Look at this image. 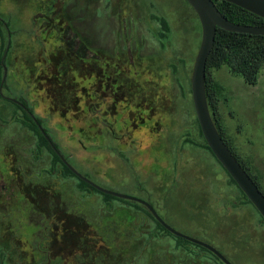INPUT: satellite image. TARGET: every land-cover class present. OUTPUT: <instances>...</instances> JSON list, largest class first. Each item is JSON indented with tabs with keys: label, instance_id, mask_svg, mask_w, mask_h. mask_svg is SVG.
Segmentation results:
<instances>
[{
	"label": "rangeland",
	"instance_id": "obj_1",
	"mask_svg": "<svg viewBox=\"0 0 264 264\" xmlns=\"http://www.w3.org/2000/svg\"><path fill=\"white\" fill-rule=\"evenodd\" d=\"M156 16L170 27L163 38ZM0 17L12 31L4 87L0 79V264H128L135 256V264H153L150 256L163 251L177 264H204L188 259L139 209L62 177L61 164L53 167L52 154L16 118L23 114L13 101L23 97L81 174L147 200L175 229L204 240L191 226L208 224L198 215L196 187L207 178L204 167L218 175L219 163L199 144L190 84L201 24L193 7L186 0H0ZM211 74L224 87L219 110L227 134L264 189V65L256 84L225 65ZM49 184L62 193L54 201L32 190L22 196ZM227 187L217 198L227 222L253 239L236 253L228 248L227 257L264 264L263 218Z\"/></svg>",
	"mask_w": 264,
	"mask_h": 264
},
{
	"label": "trees",
	"instance_id": "obj_2",
	"mask_svg": "<svg viewBox=\"0 0 264 264\" xmlns=\"http://www.w3.org/2000/svg\"><path fill=\"white\" fill-rule=\"evenodd\" d=\"M215 2L218 8L220 9V11L226 17H228L230 20L234 22L241 23V24H253V25L264 26L263 17L245 8H242L234 3L224 1V0H215ZM156 18H158V21L162 27V30H160V36L165 37L170 30L168 21L165 17H162V16H156ZM4 27L6 29V35H5ZM11 35H12V31L10 29L9 21L3 17H0V38L2 40V48H3V51L0 54V67L2 68L6 67L5 57L8 54V51L11 45V42H10ZM163 44L164 43H162V45ZM83 49L87 50L88 47L85 46L83 47ZM224 65L227 66L228 69L232 73L242 76V78L244 79L246 83L256 84L258 82L260 70L262 66L264 65V35L228 31L221 27H217L214 45H213L212 51L210 52L207 58L206 82H205L207 101H208L210 111L212 113V117L216 124V127L218 128L221 136L223 137V139L229 146L232 153L236 156V158L239 160V162L244 167V169L249 173V175L257 183L259 188L264 193V189L258 177L252 172L251 167L246 162V160L243 157H241L231 137L228 136L226 126L223 122V119H222V116L219 110L220 97L223 94L224 87L212 76L211 69L220 68ZM0 79L2 80V77H0ZM5 85L6 83L4 82L2 87H4ZM13 101L16 103L17 107L20 110H22V114H23V118H20V117H16V118L21 120L26 127H28L29 129L33 130L36 133L38 137V147L40 148L45 147L52 154L53 167L56 166L58 163L61 164V169L59 170V172L62 177L67 178L68 176H76L79 180L77 183V186L80 190L94 191V192L100 193L103 199L108 203L111 202V200H120V201L126 202L130 204L131 206L139 209L142 213L141 214L142 216L150 217L152 218V220L156 222V225L159 230L163 231L165 234L169 236L170 235L174 236L176 240V245L182 246L186 250L189 251L187 258L188 259L190 258L192 262H194L196 259H199V261H201L204 264H225L223 261H221L218 258L216 254H214L211 250L207 249L206 247L201 246L183 237H179L171 233L153 216V214L149 211V209L145 205L141 204L140 202L117 197V196L102 192L98 190L96 187H94L93 185H91L86 180L78 177L72 171V169L62 160L61 156L53 148L48 138L45 136V134L40 129L39 126H42V129L46 132L48 137L51 139L52 143L58 149V145L53 140L52 136L49 134L48 129L43 126L42 119L33 113L32 108L29 107V105L26 103L23 97H18V99H13ZM61 113H64V112H61ZM200 134L203 138V142L199 144L205 147L206 149H208L211 152V154L215 157L212 150L206 143L203 137V134L201 132V129H200ZM64 158L67 160L65 156ZM217 162L219 163L218 175H215L214 170L213 171L210 170L211 167L209 169H207V166L206 168L204 167L203 173L207 175V178L205 177L206 178L205 181L202 179V182L204 183L202 185H199L198 186L199 188L196 187V189L200 191V196H201L200 197L201 200L199 201L200 203H198L199 206H197L198 215H199V218L203 220V222L205 221L208 224L197 222L196 224L194 223L191 226L193 227V229H196V232L198 234L203 235L204 241L212 244L217 249H219L222 253L224 254L228 253V248H230L232 252L236 253V251H238V249L241 246L246 247V245H248L249 242H252L253 239L251 240L249 238L250 233L246 232L245 229H243V227H241L239 230H236L232 227V225L228 224L227 211L225 207L223 206V203L220 202V200H217L219 194L221 193L220 188L221 187L226 188L228 185H231L236 188L235 190L237 191V194L239 195V197H242L249 203H251V201L247 198L245 193L240 189V187L237 185L234 179L230 176L227 170L222 166V164L218 160ZM213 168L215 169L216 167H213ZM206 171H208L209 173H207ZM204 189H206V191ZM29 190L33 191L32 194L28 192ZM21 191L23 193L22 196L24 198L25 196H29L31 194V195H34V198H38L41 201L45 199H48L50 201L53 199V197H56L55 195L62 194L58 190L55 191L53 184L51 185L49 184L47 187L45 186L43 192H40V191L38 192V190L35 188H32V189L28 188V190H25V191L21 190ZM204 191L210 194V197H205L203 194ZM216 200L217 202H215L214 205H212V203ZM66 209H67V206L65 204L61 208V210L65 211ZM63 216H61L63 219L67 218V220H71L70 219L71 217L67 216L65 218ZM263 223H264V218H263ZM143 232L146 233L147 230L143 229ZM134 233L137 236H141L140 235L141 233L138 232V230L137 232L135 231ZM220 234L222 235L227 234V236H230V237L229 239L222 241L218 237ZM151 235L154 236V234H151ZM152 236L151 238L154 239ZM237 239H239L240 246L237 243L238 241H236ZM86 240H87V237H86ZM260 243H262L263 249H264V244H263L264 242L260 241ZM77 244L81 245L80 248H83V249H85L84 246H88V243H86L85 240L81 244L79 240L74 238L73 245H77ZM234 244H236L237 246L236 248H234ZM87 250L88 252H90L89 246ZM68 252L69 251H67V253ZM91 252L95 253L97 251L95 249H91ZM69 254L70 255L72 254L71 251L69 252ZM129 256L131 257L133 255H129ZM227 256L229 257L230 254ZM135 257L132 260H129L128 264H135V261H136ZM150 259L153 260V264H177L175 260H171V259L169 260L167 255H165L164 251L161 253H157L153 256H150ZM178 259L180 260V257H178ZM182 259H186V257H182ZM107 263H110V262H107Z\"/></svg>",
	"mask_w": 264,
	"mask_h": 264
},
{
	"label": "water",
	"instance_id": "obj_3",
	"mask_svg": "<svg viewBox=\"0 0 264 264\" xmlns=\"http://www.w3.org/2000/svg\"><path fill=\"white\" fill-rule=\"evenodd\" d=\"M195 10L200 24H201V40L199 49L194 59L192 74H191V95L196 117L203 134V137L212 150L217 160L227 170L230 176L234 179L240 189L245 193L251 203L257 208L259 213L264 218V193L259 188L257 183L252 179L249 173L244 169L236 156L232 153L229 146L221 136L212 113L210 111L207 94H206V63L207 58L212 51L217 27H221L228 31L249 33V34H261L264 35V26L253 24H241L230 20L226 17L218 8L215 0H186ZM234 3L242 8H245L264 18V0H224ZM7 74V69L4 67V73L1 85L4 83ZM35 118V116H34ZM53 148L61 156L62 160L72 169V171L80 178L86 180L98 190L129 200H134L145 205L153 216L171 233L176 236L183 237L191 242L199 244L211 250L216 254L225 264H233L219 249L212 244L199 239L197 237L183 233L169 223L157 212L154 206L147 200L131 196L125 193L113 191L103 188L96 184L88 177L81 174L76 170L60 153V151L52 143L46 132L39 126Z\"/></svg>",
	"mask_w": 264,
	"mask_h": 264
},
{
	"label": "flooded vegetation",
	"instance_id": "obj_4",
	"mask_svg": "<svg viewBox=\"0 0 264 264\" xmlns=\"http://www.w3.org/2000/svg\"><path fill=\"white\" fill-rule=\"evenodd\" d=\"M91 53H93V52H91ZM91 60H94V57L92 56L91 57ZM232 139V138H231ZM233 141V140H232ZM234 145H235V147H236V144L234 143ZM236 149H237V151H238V148L236 147ZM239 152V151H238ZM242 157V156H241ZM244 158V157H243ZM218 163V162H217ZM3 188H5V186H3ZM224 254V253H223ZM225 255V254H224ZM226 257H227V255H225ZM219 258V257H218ZM228 258V257H227ZM220 259V258H219ZM229 259V258H228ZM221 260V259H220ZM230 260V259H229ZM222 261V260H221ZM231 261V260H230ZM232 263L234 262L233 260L231 261ZM235 263V262H234ZM233 263V264H234Z\"/></svg>",
	"mask_w": 264,
	"mask_h": 264
}]
</instances>
